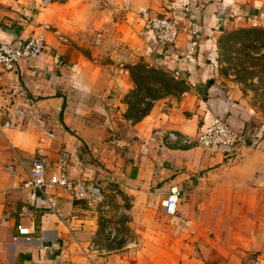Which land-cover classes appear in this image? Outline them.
I'll return each mask as SVG.
<instances>
[{"label":"crops","instance_id":"0c3cea01","mask_svg":"<svg viewBox=\"0 0 264 264\" xmlns=\"http://www.w3.org/2000/svg\"><path fill=\"white\" fill-rule=\"evenodd\" d=\"M155 1L149 12L148 0H0V43L43 34L46 45L15 72L0 70L6 111L0 116V264H264V125L242 120L215 82L219 14L237 20L253 3L249 21L257 23L264 0H233L226 13L221 0ZM140 12L188 17L178 20L173 44L155 48ZM192 16L204 28L191 55L184 27ZM142 49L162 55L149 57L170 76L177 73L185 90L179 101L156 100L147 114L116 122L127 109L120 99L134 88L123 66L136 65L134 53ZM215 118L245 133L247 147L235 154L204 151L167 146L160 137L162 130L196 137ZM62 151L71 155L70 179L98 187L114 181L130 197L135 249H94L98 226L84 202L61 189L39 197L24 186L34 157L43 156L53 170ZM10 165L15 177L6 170ZM172 193L175 211L167 214L164 202ZM22 207L34 216V234L15 242L16 227L31 224Z\"/></svg>","mask_w":264,"mask_h":264},{"label":"rangeland","instance_id":"374dc122","mask_svg":"<svg viewBox=\"0 0 264 264\" xmlns=\"http://www.w3.org/2000/svg\"><path fill=\"white\" fill-rule=\"evenodd\" d=\"M148 1L147 10L151 12L150 8L152 6L155 8L156 1ZM202 4L209 5L212 2L207 0ZM249 7L248 15L237 20L230 19L222 13L218 16L217 31L220 33L216 45L220 67L215 82L222 95L224 94L228 100H233L235 111L242 120L253 125H264V9L263 14L259 12L257 23H253L249 21V16L256 9L253 3H250ZM163 9L162 6L161 11ZM140 16L148 17V14L141 13ZM162 17L170 18L162 13L148 17L147 22ZM204 21L206 25L208 19ZM196 23L203 26L201 19ZM150 54L155 58L162 56L156 54L153 49H150ZM150 54L146 53V49L138 50L134 53L138 57L136 58L138 63L123 66L128 73L130 72L134 88L120 99L121 102L126 103L127 109L117 114L116 122H121L123 116L134 119L147 114L156 100L169 97L171 103L181 99L184 86L167 72L158 69L155 61L150 59ZM123 72L127 71L123 70ZM114 107L121 110L119 104ZM100 115L101 118L98 119L101 122L105 116ZM104 131L112 132L109 129ZM100 189L101 198L97 202L90 205L84 203L98 226L96 237L92 242L93 248L98 251L135 249V245L139 243L137 234L127 224L130 221L127 212L130 207V197L125 195L114 181Z\"/></svg>","mask_w":264,"mask_h":264},{"label":"built area","instance_id":"2783aa9c","mask_svg":"<svg viewBox=\"0 0 264 264\" xmlns=\"http://www.w3.org/2000/svg\"><path fill=\"white\" fill-rule=\"evenodd\" d=\"M50 0H41L40 4L45 5ZM187 22L194 21L189 17ZM149 29L154 36V47H166L173 44L178 36L179 22L173 18H154L147 22ZM187 32L190 39L187 44V50L192 55L198 46V38L202 37L203 26L196 23V21L186 24ZM49 26L44 25L43 30H49ZM46 49L45 38L43 34H38L29 37L23 42H12L8 44L0 43V70L2 72H15L18 64L21 61H33ZM174 77H178L175 73ZM0 116L6 117L5 109L0 106ZM10 122L5 121L3 126L10 127ZM49 138H53L51 134H47ZM160 137L163 143L167 146L174 147H199L204 151H211L216 149H224L232 154L238 153L242 148L247 147L249 141L245 133L238 132L229 124L225 123L220 118H215L212 124L196 137L190 138L182 136L172 131H160ZM71 155L68 152H59L55 168L48 169L47 160L37 155L34 157L28 168H26L27 180L24 184L26 188L31 189L37 196L44 197L48 192L56 189L63 190L67 196L74 202H84L86 204H93L101 198L100 187L80 180H72L67 174V163L70 161ZM16 163L23 166L21 160ZM7 172L15 177L16 171L12 165L6 167ZM176 196H172L164 202L165 212L172 214L175 211ZM50 210L58 214V210L54 209V205H48ZM22 217H28L31 222L29 226L19 224L16 227V234L13 236V241L25 240L31 241L34 234L33 221L34 216L28 211L26 207L20 209Z\"/></svg>","mask_w":264,"mask_h":264},{"label":"trees","instance_id":"16d2710c","mask_svg":"<svg viewBox=\"0 0 264 264\" xmlns=\"http://www.w3.org/2000/svg\"><path fill=\"white\" fill-rule=\"evenodd\" d=\"M231 3H233V0H221L220 1V4L222 5V7L225 9V13H226V10L231 6ZM178 14H175L174 15V17H173V19H175V20H179V21H181V20H183V19H185L186 17H188V16H177ZM232 17V16H231ZM192 18H196V17H194V16H192ZM203 35V34H202ZM197 51V50H196ZM196 51L194 52V54L196 53ZM215 56H216V54H215ZM168 60V59H167ZM205 131V130H204Z\"/></svg>","mask_w":264,"mask_h":264},{"label":"water","instance_id":"95a60500","mask_svg":"<svg viewBox=\"0 0 264 264\" xmlns=\"http://www.w3.org/2000/svg\"><path fill=\"white\" fill-rule=\"evenodd\" d=\"M197 93H198L200 96H203V93H204V85H202V86H198V88H197Z\"/></svg>","mask_w":264,"mask_h":264}]
</instances>
